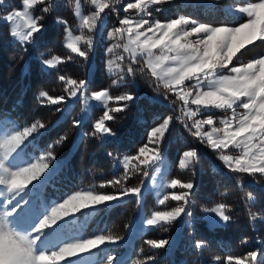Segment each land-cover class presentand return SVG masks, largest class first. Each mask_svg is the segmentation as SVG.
Wrapping results in <instances>:
<instances>
[{
    "label": "snow or ice",
    "instance_id": "obj_1",
    "mask_svg": "<svg viewBox=\"0 0 264 264\" xmlns=\"http://www.w3.org/2000/svg\"><path fill=\"white\" fill-rule=\"evenodd\" d=\"M119 2L91 0L94 11L81 15L80 0H77L80 34H76L66 21L57 18V23L64 26L63 47L74 55L65 58L54 55L42 63L48 69H56L58 65L78 57L81 66L91 71L94 39L101 35L100 30L105 26L106 10L118 12L114 3ZM170 3L173 0H129L124 5L123 12L131 11L133 14L120 18L119 26L107 34V39L112 41L106 48L105 68L109 77H116L113 80L115 84L126 82L127 77L135 78L137 72L150 76L155 82L153 91L159 94L163 89L165 100L169 99V94L175 97L171 105L178 107L191 122L185 127L189 131L195 129L191 134L217 153L227 169L254 179L257 174L264 177V56L245 63L237 60L233 64L234 58L246 46L256 41L264 42V0H250L236 8V12L246 16V21L236 26H217L184 15L161 22L153 16V11L159 12L162 6ZM4 4L5 0H0V7ZM38 5L41 7L37 9ZM51 7V0H22V10L4 11L3 20L10 24L11 37L24 51L35 43V34L44 29V14L50 13ZM34 10L41 14L34 15ZM117 49H122V53ZM58 79L63 82L67 97H53L41 91L38 99L43 97L50 105H60L55 109L57 112L65 110L72 99L83 100L86 104L89 100L103 102L105 111L94 122L91 135L102 138L115 136L106 122L113 121L115 116L112 114L124 111L128 105L110 106L109 102L119 105L132 102L136 97L131 94L113 97L107 89L89 94V81L86 79L65 75ZM214 110L223 112L224 118H215ZM172 119L169 116L152 128L147 143L139 147L135 155L123 158V175L117 174L112 180L100 184V188L110 186L115 192L81 189L51 203L42 198V191L53 175L49 162L56 157L51 150L38 158L29 155L30 146L36 140L35 134L46 125L37 120L30 126L21 127L14 121L0 120V264H133L130 260L118 258L115 252L106 257L97 252L104 245H117L122 237L105 234L83 237L80 233L85 225L77 226L69 217L94 206L110 208L121 203L122 197H134L139 204L143 197L142 188L126 187L123 181L129 177L130 166L132 170L143 171L145 176L149 174V168L159 171L163 166L165 151L162 143ZM80 123L79 120L73 121V126L79 127ZM205 126L210 130H205ZM196 156L195 150L184 151L179 167L186 168L187 162ZM159 187L181 191L171 194L170 199L177 202L171 210L151 213L146 220L148 226L193 216L191 206L195 187L192 182L172 179ZM252 199L249 194L248 200ZM167 200L169 195L165 194L158 203L164 205ZM229 207L219 203L205 208L204 212L219 218L215 221L217 226L220 222L227 226L231 220ZM250 217L255 220L257 214L250 213ZM84 219L86 222L88 214H84ZM145 243L152 249H161L170 242L167 239H148ZM204 244V241H196L195 247L201 248ZM155 259L154 255L143 259L138 255L134 264H152ZM227 262L264 264V252L251 251L243 258L228 256Z\"/></svg>",
    "mask_w": 264,
    "mask_h": 264
},
{
    "label": "trees",
    "instance_id": "obj_2",
    "mask_svg": "<svg viewBox=\"0 0 264 264\" xmlns=\"http://www.w3.org/2000/svg\"><path fill=\"white\" fill-rule=\"evenodd\" d=\"M76 1L51 0V11L44 14L42 21L45 27L41 33L35 34V43L28 45L27 51L12 39L10 24L3 20L4 11L21 8L22 0H5V4L0 7V120H11L21 127L30 126L37 120L46 125L45 129L38 130L36 140L30 146L35 157L49 150L56 157L49 162L53 175L42 192L53 195L57 201L81 189H93L100 193L115 192L110 186L100 188V184L112 180L117 174L123 175L122 166L119 165L123 158L135 155L139 147L147 143L150 129L162 119L172 116L164 147L168 162L165 178L168 182L179 179L194 184L195 194L191 206L193 216L183 219L180 224L175 221L167 224L161 222L144 230L135 228L149 218L153 211L171 210L177 204L168 202L164 206L155 205L154 197L146 192L139 204L134 197H129L110 208L96 207L88 224L89 229L85 231L86 236L105 234L122 237L117 245L107 246L105 254H117L125 249L122 259L130 260L133 264L138 255L140 259L154 255L156 259L152 264H228V256L243 258L251 251L264 252V177L257 174L254 179L247 174H236L227 169L218 159V154L206 144H200L191 134L193 131L185 127L179 108L171 105L175 97L169 94V99L165 100L163 89H160L159 94L153 91L155 82L150 76L137 72L135 78L127 77L126 82L115 84L113 80L116 77H109L105 68L108 55L106 48L112 41L107 39V34L117 26L119 17L112 14L100 30L101 35L95 37L94 65L89 74L87 67L81 66L78 57L58 65L56 69L43 68L42 61L54 55L61 58L74 55L63 47L64 26L57 23V18L74 28L77 25L73 12ZM90 1L80 0L84 14L92 10ZM168 6L172 7L173 4ZM197 6L207 11L204 13L199 10L203 14L197 15L200 21L213 25L223 22L219 15L222 13L219 3ZM181 10L196 16L187 11L186 7ZM33 14L41 13L34 10ZM243 20L244 17L237 18L236 23ZM116 51L122 53L121 49ZM60 75L88 80L89 94L107 89L113 97L123 94L136 97L132 102H121L119 105L109 102L110 106L128 105L124 111L112 114L115 116L113 121L106 122L115 136L102 138L91 135L94 132V121L105 111L102 106L94 105L90 117L81 121L80 101L69 102L65 110L57 112L55 109L60 105H50L43 97L38 99L41 91L53 97H67L65 86L58 79ZM154 94L165 103L149 99ZM76 120L81 122L79 127L73 126ZM61 137L66 139L61 140ZM193 149L197 156L193 157V162L186 168L180 169L178 162L182 153ZM54 165L57 167L54 168ZM143 178V171L132 170L130 166L129 177L123 184L126 187L140 186ZM174 191L179 194L181 190ZM249 194L252 200H248ZM219 203L230 206L228 214L231 220L227 226H223L222 222L220 226L213 224L209 227L203 216L204 209ZM137 211L139 220L133 223ZM250 213L257 214L255 220L251 219ZM130 234L132 237L129 240ZM148 239H167L170 243L164 248L152 249L145 243ZM196 241H204L205 244L196 248Z\"/></svg>",
    "mask_w": 264,
    "mask_h": 264
},
{
    "label": "rangeland",
    "instance_id": "obj_3",
    "mask_svg": "<svg viewBox=\"0 0 264 264\" xmlns=\"http://www.w3.org/2000/svg\"><path fill=\"white\" fill-rule=\"evenodd\" d=\"M128 2H129V0H120L119 3H114V6L119 11L117 12V11L106 10V14L104 15V23L105 24L107 23V19L111 18L112 14L114 16L119 17L118 19L123 18L126 15L133 14V13H131V11H130V13H124L123 12V7ZM248 2H250V0H222V2L219 3V7L221 8L222 13L219 14V15H220V19H222L223 22L218 24L217 26H219V25L236 26V25H238V23H236V19L237 18H241V17H244L243 21H246V16L236 12L235 9L238 8V7L246 5V3H248ZM76 3H77V1L75 2L73 12H74V16H75V18L77 20V25L74 27V29H75L76 34H80V30H79V27H78L80 18L77 16ZM90 4H91V1H90ZM170 4H173V6L169 7L168 6L169 4H166V5L162 6V10L161 11H159V12L153 11V16L156 19L160 20L161 22H166V21H168L170 19H173V18H176V17H178L180 15L188 16V17H191V18H194V19H197L198 21H200L198 16L199 15H203V14L200 13L199 10H202L204 13H206L207 11L204 8H199L197 5H213V4H216V2H215V0H173V3H170ZM91 7H92V10L89 11L88 13L84 14L83 10L81 8V5H80V8H79L80 14L81 15L90 14L92 11H94V6L91 5ZM183 7H186L187 11H190L191 13L196 14V16H194L192 14L183 13L182 10H181ZM19 10H22V7L19 8ZM206 15H208V14H206ZM118 19H117V23L119 21ZM149 19H151V17ZM243 21H241V22H243ZM200 22H202V21H200ZM117 26H119V25L117 24ZM12 39L14 41H16L14 38H12ZM63 43H64V40H63ZM121 51H122V49H121ZM260 56H264V42L256 41L254 44L248 45L244 49H242L241 52L237 54V58H234L233 64H236L237 60H239V62H241V63H245V62H247L249 60L258 58ZM42 65H43L44 69H48L47 65H45L43 63H42ZM230 67H231V65H230ZM87 72H88V74L90 73V70L88 68H87ZM149 99L158 101L160 103H165L157 94H154V95L150 96ZM69 102L70 103H74V102H77V100L72 99ZM80 102H81V112H80V120L81 121H85V120H87L90 117V114H91V111H92V107L94 105L103 107V102H97V101H92V100H89L87 102V104L83 100H80ZM192 107H195V106H192ZM181 114L183 115L182 112H181ZM212 114L217 119L224 118V113L221 112L220 110H214V112ZM164 119H162L156 126H158L160 123H162ZM182 122H184V123L188 122L189 125L191 123L184 116L182 117ZM93 125H94V123H93ZM156 126H154V127H156ZM205 130H210V129H208V127L205 126ZM150 131H151V129H150ZM192 131H195V129H192ZM167 132L165 133V138H164V141L162 143V147L163 148L165 147V145L167 143L168 136H169V134H167ZM103 138H106V137H103ZM199 143L201 144L200 141H199ZM193 150H195V149H193ZM29 155L31 157H35V155L33 153H31V151H30ZM181 158H182V155H181L180 159ZM218 159H219V157H218ZM192 162H193V158H191V160L187 162V166L189 164H191ZM167 164H168V162H167L166 155H165V159L163 161V166L159 167V171L156 168H149L148 169V173L149 174L147 176L144 175L143 181L140 184V187L142 188V191H143V195L146 192H150V194L155 199V205H158V206H161L158 203L159 199H162L165 194L169 195V200L165 201L164 205H166L168 202H175V201H172L170 199L171 194H173L175 192L173 189L160 188L159 187L160 184H162V183L166 184L167 181H168L165 178V171H166V168H167ZM119 165L122 166V163L120 162ZM178 166H179V162H178ZM42 179H43V177H42ZM175 193L178 194L177 192H175ZM129 197H131V196H129ZM129 197H122V200H125V199H127ZM42 198L45 199L48 203H51L53 201H57L56 198L53 195L45 194L44 192H42ZM96 207H98V206L90 207L88 209H82L81 213H76L74 216L69 217L70 220L75 221L77 226L80 225V224H84L85 225L83 230L80 233V235L83 236V237H87L86 234H85V231H88V229H89L88 224H89V221L92 218L93 210ZM84 214H88V219H87L86 222H85V219H84ZM203 214H205L203 216H204V218L206 217L205 219H206L207 225L209 227L213 226V224H216L215 221H218V219H219L218 217H215L213 213H207L206 214L205 212H203ZM138 215H139V212L137 211V213H136V215H135V217L133 219V223L135 221L139 220L138 219ZM185 218H188V217H183L182 216L181 218H178V220L175 221V222L177 224H180L183 221V219H185ZM146 220L140 222L138 227L136 225L135 228H138L139 230H144L146 228L154 227V226H148L146 224ZM220 223H222V222H220ZM107 246H109V245H104V246H102V250H97V252L102 257H106L108 255V254H105V250L107 249ZM125 253H126L125 249H121L117 254L116 253L115 254L118 256V258L122 259L123 256L125 255ZM62 264H63V262H62Z\"/></svg>",
    "mask_w": 264,
    "mask_h": 264
}]
</instances>
